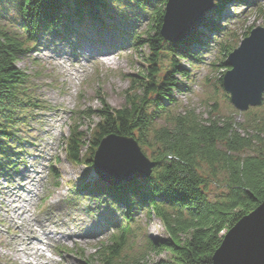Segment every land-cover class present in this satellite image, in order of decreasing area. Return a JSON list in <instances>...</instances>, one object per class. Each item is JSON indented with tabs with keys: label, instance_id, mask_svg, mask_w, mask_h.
Returning a JSON list of instances; mask_svg holds the SVG:
<instances>
[{
	"label": "trees",
	"instance_id": "obj_1",
	"mask_svg": "<svg viewBox=\"0 0 264 264\" xmlns=\"http://www.w3.org/2000/svg\"><path fill=\"white\" fill-rule=\"evenodd\" d=\"M231 1L250 2L218 0L211 19L200 30L171 43L160 33L167 0H0V175L17 169L15 159L23 155L25 145L20 129L40 106L30 76L18 61L37 48L41 38L70 43L72 36L83 38L94 31L98 33L94 41L102 44L100 34L109 31L123 42L150 47L147 74L139 80L138 75H128L131 80L123 106L114 108L101 99L99 109L83 112L88 118H99L91 140L77 123L66 139L67 160L75 165L93 167L101 140L111 134L135 138L156 162L147 178L110 186L100 179L96 184L82 180L76 186L119 214L108 218L106 228L111 226L113 231L93 254L76 251L84 264H213L224 235L264 200L263 118L252 119L249 129L242 125L240 130L229 118L203 119L190 109L178 111L174 95L179 75L189 76L176 56L187 57L188 47L199 41L206 28L216 30L218 16ZM259 11L264 14V8ZM141 18L150 22L145 38L134 32ZM233 38L220 43L225 57L236 48ZM163 50L172 57L167 68L160 61ZM222 65L230 67L228 60ZM221 175L228 191L212 202L209 182ZM141 212L158 218L167 236L160 239L140 233L143 242L139 244ZM163 251L171 257H149Z\"/></svg>",
	"mask_w": 264,
	"mask_h": 264
},
{
	"label": "rangeland",
	"instance_id": "obj_2",
	"mask_svg": "<svg viewBox=\"0 0 264 264\" xmlns=\"http://www.w3.org/2000/svg\"><path fill=\"white\" fill-rule=\"evenodd\" d=\"M263 8L264 0L231 1L218 16L216 30L206 28L201 33L198 40L203 44L198 41L188 47L189 55L200 59L176 56L189 74L178 77L179 87L174 94L178 111L190 109L203 119L229 118L241 126H237L240 130H244L242 125L249 129L253 120H264V101L258 107L241 112L233 106L220 81L229 69L222 65L228 60V54L223 55L220 43L234 36L235 47H238L248 28L264 27V14L259 11ZM114 10L113 6L111 12ZM212 11L207 13V20L211 19ZM149 23L141 18L135 34L145 38ZM85 35L87 37L83 38L72 36L68 44L43 37L37 48L18 61V66L30 76L40 106L31 112L28 124L20 129L25 145L23 156L16 158V162L22 160L17 171L0 175V264H84V258L76 251L80 250L84 256L93 254L113 231L111 226L110 230L106 228L108 218L119 216L118 211L104 208L91 193L77 191L76 186L79 187L82 180L96 184L99 177L92 167L67 160L66 139L70 127L77 123L87 141L91 140L99 118L97 115L88 118L83 112L99 109L101 99L114 108L123 106L124 92L131 80L128 75H138L139 80L147 74L150 47L141 42L138 45L124 43L122 37L109 31L100 34L108 46L94 41L98 37L94 31ZM171 58L163 50L160 57L163 68L169 66ZM143 152L150 157L147 148ZM222 180L221 175L209 182L207 193L212 202L228 191ZM11 204L24 212V217L17 222H12L6 213ZM138 216L139 244L143 242L140 233H147L151 238L167 236L158 218H149L142 212ZM21 222L23 226L35 225L37 232L33 241L43 255H39L42 252H36L33 245L31 255L23 252L20 260L21 253L16 251L23 246L16 244V233ZM149 257L169 259L171 254L163 251L150 253Z\"/></svg>",
	"mask_w": 264,
	"mask_h": 264
},
{
	"label": "water",
	"instance_id": "obj_3",
	"mask_svg": "<svg viewBox=\"0 0 264 264\" xmlns=\"http://www.w3.org/2000/svg\"><path fill=\"white\" fill-rule=\"evenodd\" d=\"M218 0H167L160 29L171 43L198 31ZM229 69L222 84L233 106L241 112L264 101V27L253 28L228 55ZM156 162L133 137H104L93 158V170L112 185L147 178ZM213 264H264V200L224 235Z\"/></svg>",
	"mask_w": 264,
	"mask_h": 264
},
{
	"label": "bare ground",
	"instance_id": "obj_4",
	"mask_svg": "<svg viewBox=\"0 0 264 264\" xmlns=\"http://www.w3.org/2000/svg\"><path fill=\"white\" fill-rule=\"evenodd\" d=\"M6 213L8 214L12 222H17L18 219L24 217V212L23 211L19 212L17 209H15L12 206V204L7 206ZM40 226H42V224ZM17 231L18 232L16 233V238H17L16 244L19 245L21 244L23 246V249L22 250L17 249L16 252L21 253L20 260H22L24 257V253L31 255L30 251L33 250L32 246L36 245L35 241H33V238L35 237L37 231L35 229V225L27 224L26 226H23L22 222L18 226ZM45 234H47V232H45ZM48 235H51V232H49ZM35 248H36L35 250L36 252H40V251L42 252V250L39 247L37 248V245L35 246ZM39 255H43V252L39 253ZM26 264H33V263L26 262Z\"/></svg>",
	"mask_w": 264,
	"mask_h": 264
}]
</instances>
